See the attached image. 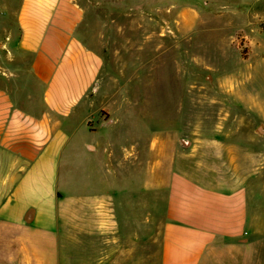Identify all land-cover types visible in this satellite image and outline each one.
<instances>
[{"label": "crops", "instance_id": "1", "mask_svg": "<svg viewBox=\"0 0 264 264\" xmlns=\"http://www.w3.org/2000/svg\"><path fill=\"white\" fill-rule=\"evenodd\" d=\"M69 3L0 0V264L260 263L259 248L232 242L254 235L257 218L253 212L249 221L242 179L213 186L177 169L174 156L168 164L164 152L145 169L134 151L125 160L134 158L136 187L95 180L93 170L91 191L66 177L59 186L73 149L70 122L102 68L98 54L70 37ZM86 148L90 155L100 149ZM103 152L105 166L116 165V149ZM252 156L260 170L259 147ZM150 192L166 202L149 237Z\"/></svg>", "mask_w": 264, "mask_h": 264}, {"label": "rangeland", "instance_id": "2", "mask_svg": "<svg viewBox=\"0 0 264 264\" xmlns=\"http://www.w3.org/2000/svg\"><path fill=\"white\" fill-rule=\"evenodd\" d=\"M69 2L70 37L98 54L102 68L70 122L73 149L59 186L66 177L65 184L91 191L93 170L95 180L105 175L117 188L136 187L142 178L130 170L134 158L125 160L134 151L144 155L145 169L164 152L168 164L174 156L177 169L213 186L242 179L249 221L253 212L259 219L254 235L232 242L259 248L257 264H264V0ZM89 144L99 152L90 155ZM105 147L116 149V165L105 166ZM147 197L150 237L166 196Z\"/></svg>", "mask_w": 264, "mask_h": 264}]
</instances>
